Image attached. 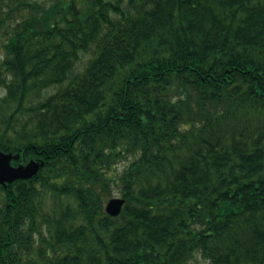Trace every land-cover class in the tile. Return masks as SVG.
<instances>
[{
	"label": "trees",
	"instance_id": "16d2710c",
	"mask_svg": "<svg viewBox=\"0 0 264 264\" xmlns=\"http://www.w3.org/2000/svg\"><path fill=\"white\" fill-rule=\"evenodd\" d=\"M0 49V150L44 161L0 264H264V0H0Z\"/></svg>",
	"mask_w": 264,
	"mask_h": 264
},
{
	"label": "water",
	"instance_id": "95a60500",
	"mask_svg": "<svg viewBox=\"0 0 264 264\" xmlns=\"http://www.w3.org/2000/svg\"><path fill=\"white\" fill-rule=\"evenodd\" d=\"M15 161L16 164H13ZM44 161L39 158H29L25 162L21 161L20 153L5 152L0 150V185L17 179H29L33 177L38 170L43 166ZM125 200L120 196L109 198L104 210L111 216H116L122 210Z\"/></svg>",
	"mask_w": 264,
	"mask_h": 264
},
{
	"label": "rangeland",
	"instance_id": "374dc122",
	"mask_svg": "<svg viewBox=\"0 0 264 264\" xmlns=\"http://www.w3.org/2000/svg\"><path fill=\"white\" fill-rule=\"evenodd\" d=\"M0 55H1V52H0ZM118 168L120 169V165L118 166ZM113 196H120L119 191H117L115 187L112 188L111 195L108 197H113ZM190 264H207V263L206 261L202 260L201 257H197V260L191 261Z\"/></svg>",
	"mask_w": 264,
	"mask_h": 264
}]
</instances>
